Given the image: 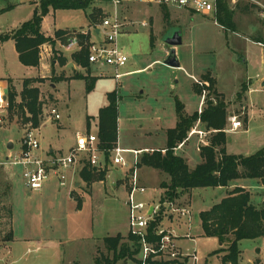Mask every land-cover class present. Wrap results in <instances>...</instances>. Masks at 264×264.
Returning <instances> with one entry per match:
<instances>
[{"label": "rangeland", "instance_id": "obj_1", "mask_svg": "<svg viewBox=\"0 0 264 264\" xmlns=\"http://www.w3.org/2000/svg\"><path fill=\"white\" fill-rule=\"evenodd\" d=\"M40 1L0 0V9L11 7L0 14V35L12 34L31 19L40 7ZM226 1L232 18H239L238 25L246 28L253 24L256 26L255 34L264 40V0ZM237 1L249 7L250 11L242 12L236 6ZM102 7L112 9L105 3L93 1L86 10L51 9L44 18L43 33L56 39L55 48L68 58L69 64L73 63V51L65 49V46L74 34L83 32L89 35L90 40L103 38V34L97 37L93 32L94 28L100 27L103 16L109 14ZM98 8L103 15L98 13ZM92 15L97 19L92 21L89 18ZM121 16L124 26L118 44L128 56V61L119 68L120 79L114 77L115 69L110 66L100 68L91 65L89 70L77 66L71 71L69 64L60 66L56 63V73L53 74L52 60L59 54H53L50 44L40 47L39 69L26 67L19 61L13 40H0V80L15 78L11 81L20 94L25 79L34 76L43 78L42 82L34 83L40 88L44 102L42 126L33 129L40 142V149L35 153L47 158L51 148H55L58 155H67L75 145L78 133L90 132V129L98 133L99 110L108 105V93L112 91H116L119 98V136L115 146L125 149L165 147L166 130L177 122L176 98L185 104L186 111L190 113L205 107L207 90L200 95L194 88V83L202 87L203 73L216 80L214 74L218 75V90L226 96L229 117L237 116L243 123L239 130L231 131V122L228 121V152L250 155L264 146V49L259 43L225 31L226 27L217 22L214 14L182 18L170 13L171 17L165 21L164 13L157 5L132 2L121 12ZM58 31L63 34L57 35ZM177 31L181 32L183 43L177 50L181 67L174 68L166 65L164 60L171 48L166 44L167 38ZM243 32L238 29V33L245 34ZM76 72L83 77L98 78L91 92L87 91L85 79H71ZM195 79L198 81L195 82ZM239 92L241 96H238ZM202 100L203 105H200ZM52 108L57 109L60 119L52 118ZM248 111L249 120L245 125ZM2 115L5 122L0 126V169L13 181L14 240L0 241V264H94L95 258L102 253L111 256L104 241L107 236L120 234L124 237L123 241L128 242L129 208L126 201L130 169L135 166L134 154H123L129 166L117 165L111 169L105 186L108 193L97 192L94 194L96 200L89 199L93 193L91 182L81 181L80 192L77 194L73 190L77 197H81L82 206L78 208L79 199L76 202L71 197L73 184L62 186L59 190L58 180L52 175L41 190L31 191L28 188L22 177V167L12 165L9 160L21 155L23 138L27 129L32 128L7 109ZM88 120L90 127H86ZM196 135L178 151L179 155L189 160L190 167L201 161L198 151L201 140ZM211 137L210 133L204 139ZM137 171L140 184L146 187V192L138 194L137 200L160 205L154 215V230L161 227L167 232H174L179 237L183 252L195 251L199 256L198 264H223L221 256L211 255L219 247L218 240L200 237L199 214L219 203L226 196V189L203 188L193 193V201L184 198L175 204L162 205L159 184L168 175L146 166L138 167ZM116 177L123 180V185L117 189L112 184ZM240 180L251 191L252 202L263 205L264 184L257 179ZM181 208L189 209L191 215L186 217L176 210ZM169 216L174 219H169ZM177 219L193 223L190 233L185 224H178ZM31 239L42 240L40 248L30 244ZM240 249L242 257L238 264H256L258 258V264H264V242L261 239H244L240 242ZM134 257L138 260V253ZM116 264L137 262L123 258Z\"/></svg>", "mask_w": 264, "mask_h": 264}, {"label": "trees", "instance_id": "obj_2", "mask_svg": "<svg viewBox=\"0 0 264 264\" xmlns=\"http://www.w3.org/2000/svg\"><path fill=\"white\" fill-rule=\"evenodd\" d=\"M92 0H41L40 7L34 11L31 19L25 21L7 36L0 35L2 42L13 40L18 52V58L22 65L38 67L40 65V47L50 44L54 56L52 60V72L56 73V63L60 66L68 65V58L59 53L55 48L56 39L43 33L42 26L44 18L50 10H86ZM11 7L0 9V14ZM98 13L103 15L98 8ZM229 12V13H228ZM225 14V15H224ZM232 13L223 0L217 2V22L234 30ZM169 13H164L165 21L169 19ZM104 17V16H103ZM92 19L96 17L89 16ZM94 20V21H95ZM63 33L58 31L57 35ZM82 48L71 54L75 65L89 70L92 65L89 62V48L86 42L90 40L89 35L79 33ZM71 79H85L86 88L91 92L98 78H87L76 72ZM201 86L194 84L195 92L202 94L207 90L206 105L201 111L189 114L185 110V104L176 98L177 123L174 128H169L167 134V145L164 149L144 152L138 166H148L161 170L168 175V180L160 185L163 193L161 204H175L178 200L187 196L188 198L196 189L228 187L233 180L257 179L264 183V146L250 155L232 154L227 151V131L229 114L224 93L217 88V80L209 74L202 77ZM43 81V78H27L24 80L23 89L18 94L10 89L8 94V111L15 114L16 118L23 119L32 129L41 127L44 119V102L41 99V91L34 83ZM243 89L247 90L244 85ZM20 100L18 101V97ZM241 96V93H238ZM118 94L116 91L108 93V105L101 108L98 114V138L101 148L106 150L115 147L118 140L119 111ZM248 122V117L245 118ZM204 125L207 131H211L212 137L207 145H202L199 153L201 162L191 168L188 160L176 153V148L184 143L194 127L198 124ZM90 127V120H88ZM31 129H27L29 131ZM86 180L90 183L95 180H104L107 170L96 171L89 163L84 161L82 170ZM204 235L216 237L225 247L214 251V254H223V264H238L241 260L242 250L240 242L244 239L264 240V204L255 205L252 202V193L244 187L237 186L230 190L227 195L210 209L203 210L199 214ZM14 205H13V183L0 169V241L10 242L14 240L13 230ZM157 218L160 219V216ZM156 222L150 227V235L153 239L160 236L153 234ZM128 242L123 241L122 235L107 236L104 241L108 254L102 253L95 258L94 264H116L123 258H130L136 262L135 255L139 253L140 244L134 235L129 234ZM152 264H170L153 262Z\"/></svg>", "mask_w": 264, "mask_h": 264}, {"label": "built area", "instance_id": "obj_3", "mask_svg": "<svg viewBox=\"0 0 264 264\" xmlns=\"http://www.w3.org/2000/svg\"><path fill=\"white\" fill-rule=\"evenodd\" d=\"M105 3L112 7L111 10L103 7L107 14L102 19L100 27L93 29L97 37L103 34L102 39H91L86 42L89 48V62L96 67H113L114 77L120 79L122 74L119 73V68L123 67L127 61L128 56L123 52L118 44V37L123 30V19L121 12L126 10L129 3H147L156 4L161 7L169 9L190 10L194 13L209 15L216 11V4L218 0H92ZM264 9V6H263ZM145 24V23H144ZM146 25V24H145ZM83 33V32H82ZM264 47V44L259 43ZM79 39V34H74L68 41L65 49L73 52L82 48ZM8 107V100L4 87L0 84V124L3 123V113ZM53 119H60L61 115L57 109H51ZM231 122V131H237L243 127L241 120L237 116L229 117ZM200 123L195 126V132L200 136V144L198 150L202 145L209 143L205 136L211 131H203L197 129ZM226 129V131H230ZM193 131V130H192ZM31 129L26 132L23 138V150L20 156L10 157L9 163L22 167V177L26 185L31 191H39L43 188L44 183L54 174L60 178V184L63 186L66 183V176L64 171L76 166L77 164H84L86 160L89 165L96 171H104L111 167L120 165L128 167L129 163L124 158V153L131 152L134 154L135 166L130 169V184L127 194V205L129 208V230L132 235L137 237L140 250L138 253L137 264H152L153 262L170 264H198L199 256L194 252L185 253L180 248L178 243V236L173 232H167L164 228L154 230L153 234L160 236L158 239L151 238L150 227L155 221L154 215L158 212L160 205H150L137 200L138 194L146 192V187L140 184L138 177V164L140 161L139 150L124 149L119 145L112 149L106 150L101 148L98 133L86 132L78 133L76 136V143L70 149L67 155H58L55 157L43 158L35 153L40 149V142L33 134ZM184 216L189 217L191 212L189 209H176ZM192 260V263H191ZM231 264V263H229Z\"/></svg>", "mask_w": 264, "mask_h": 264}, {"label": "crops", "instance_id": "obj_4", "mask_svg": "<svg viewBox=\"0 0 264 264\" xmlns=\"http://www.w3.org/2000/svg\"><path fill=\"white\" fill-rule=\"evenodd\" d=\"M235 1V0H234ZM218 2V1H217ZM223 2L225 3V4H227V2L228 1H226V0H223ZM238 3L236 4V6L239 8V9H241L242 10V12H247V11H250V9H249V7L247 8V7H245L244 5H243V3L240 1H237ZM247 3V2H246ZM147 4V3H146ZM150 5H156V4H150ZM158 7H160V9L162 10V12L163 13H169V15H170V13H176L177 15H179L180 17H185V16H187V15H189V16H193V15H195V14H198V13H194V12H192V11H190V10H180V9H169V8H166V7H161V6H159V5H157ZM228 7V6H227ZM103 8V7H102ZM174 11V12H173ZM212 15L214 14V16H215V18H217V4H216V11H214L213 13H211ZM211 14H209V15H211ZM203 15V14H202ZM209 15H203V16H209ZM225 15V14H224ZM169 17H171V16H169ZM232 21H233V23H234V26H235V29L234 30H229L228 28H226L225 29V31H227V32H232V33H234V34H236V35H238V36H241V37H243V38H245V39H249V40H252V41H254L255 43H264V40H261V39H259L258 38V36L255 34V32H256V29H255V27L256 26H254L253 24H250V25H248V27H246V28H243V26H239L238 24H239V18H232ZM147 24L146 22H143V24ZM239 27V28H238ZM228 29V30H227ZM238 29H241V30H243L244 32L243 33H245V34H240V33H238ZM180 34H181V32H180ZM181 38H182V43H183V36H182V34H181ZM14 42V41H13ZM167 44V43H166ZM14 45H15V42H14ZM167 45H169V44H167ZM182 45V44H181ZM260 45V44H259ZM169 46H171V45H169ZM180 46V45H179ZM261 46V45H260ZM171 48H172V46H171ZM170 48V49H171ZM16 49V48H15ZM177 50H178V47L176 48ZM231 49H233V48H231ZM262 49H264V47L262 46ZM170 51V50H169ZM169 51H168V53H169ZM16 52H17V50H16ZM168 53H167V55H166V57L168 56ZM17 56H18V52H17ZM166 59V58H165ZM180 61V60H179ZM40 64H41V60H40ZM69 64V63H68ZM180 64H181V62H180ZM24 66V65H23ZM26 67H30V66H26ZM41 67V65H39L38 67H33V68H37V69H39ZM68 67L71 69V71H74V69L76 70V68H77V65H75V63H70L69 65H68ZM74 67V68H73ZM80 67V66H79ZM181 67V66H180ZM208 72H211V71H208ZM206 73H203V74H201V77H203L204 75H205ZM214 74V73H213ZM215 76H217V88H219L218 87V75L217 74H214ZM30 78H37V76H34V77H30ZM11 79H13V80H16L15 78H4V79H1L0 80V84L4 87V89H5V92H6V96H7V100H8V94H9V91H10V89L12 90V89H14L15 90V87H14V85H13V83H12V81H11ZM198 81V79L196 80L195 79V82H197ZM24 83V82H23ZM195 84V83H194ZM263 84V83H262ZM22 89H23V86H22ZM22 89H21V91H22ZM249 89V88H248ZM219 91L220 92H222L220 89H219ZM249 91V90H248ZM247 91V92H248ZM223 93V92H222ZM247 96V95H246ZM203 99V98H202ZM247 99V98H246ZM19 101V100H18ZM8 104H9V100H8ZM200 105H203V100H202V103L200 102ZM185 110H186V107H185ZM202 109H200V110H198V111H201ZM7 111H8V109H7ZM9 112V111H8ZM187 112V111H186ZM187 113H189V114H192V113H190V112H187ZM194 113V112H193ZM13 114V113H12ZM13 116H15V114H13ZM248 120H249V111H248ZM5 122V120L3 121V123ZM177 123V122H176ZM248 123V122H247ZM247 123H245V125L247 124ZM2 124V123H1ZM0 124V126H2ZM231 124V123H230ZM42 126V125H41ZM175 126H176V124H175ZM174 126V127H175ZM86 127H88V126H86ZM174 127H172V128H174ZM169 129V128H168ZM167 129V130H168ZM197 129H199V130H203V131H205L206 130V128L204 127V125H202V124H199V126L197 127ZM167 130H166V132H167ZM90 132H91V129H90ZM98 132V131H97ZM197 133L195 132V127H194V129H193V131L190 133V135H189V137H188V139L184 142V143H182V144H180L177 148H176V153L177 154H179L178 153V151H179V149H182L185 145H186V143L193 137V136H195ZM119 136V135H118ZM198 138H200V136H199V134L198 135H196ZM73 147V146H72ZM71 147V148H72ZM166 147V146H165ZM165 147H162V148H145V149H140V148H138V149H134V150H141V154H143L144 152H149V151H153V150H155V149H164ZM125 149V148H124ZM127 149V148H126ZM144 151V152H143ZM199 151V150H198ZM228 151V150H227ZM57 151H56V149L55 148H51V150H50V152H49V154L46 156V157H55V156H58V154L56 153ZM40 156H42V154H39ZM140 158H141V155H140ZM201 158V157H200ZM187 159V158H186ZM188 160V159H187ZM201 162V161H200ZM199 162V163H200ZM188 163H189V160H188ZM198 163V164H199ZM190 165V164H189ZM142 167H144V166H141V167H139V168H142ZM146 167H148V166H146ZM83 168H84V164H77L76 166H74V167H71V168H69V169H67L66 171H64V173L63 174H65V176H66V183H65V185H63V186H66L67 184H73V187H71L70 188V191H71V197L77 202V200L79 199V202H77L78 204H77V207L78 208H80L81 206H82V203H81V197H77V192H80V189H81V186H82V184H83V182H81V181H84V182H86L87 180H86V176L83 174V172H82V170H83ZM113 167H111V168H109V169H107V175H106V178L104 179V180H95V181H93V182H91V184L93 185V193H92V195H90L89 196V199L91 198V200H93V198H94V194H97V192H105L106 191V185H107V178L109 177V173H110V171H111V169H112ZM191 168H194V167H191ZM79 170H80V172H79ZM52 176H54L57 180H58V184H59V190H61V187H62V185L60 184V178L58 177V176H56V175H54V174H52ZM81 178V179H80ZM169 178H166V179H164L163 181H167ZM163 181H161L160 182V184H159V186L161 185V183L163 182ZM259 181V180H258ZM113 183V186H114V188H119V186H122L123 185V180L122 179H120V178H115V179H113V181H112ZM260 182V181H259ZM12 183H13V181H12ZM262 184H264L263 182H261ZM237 186H240V187H244V188H246V189H248V187H247V185H245V184H243V183H241V180L240 179H237V180H233L231 183H230V185L228 186V187H222V188H224V189H226V195H227V193L230 191V190H232V189H234L235 187H237ZM161 188V187H160ZM76 190V193L77 194H75V193H73V190ZM162 190V189H161ZM249 190V189H248ZM199 191H201V189H199L198 191H194L195 193H197V192H199ZM107 192V191H106ZM108 193V192H107ZM162 193H163V190H162ZM192 196H193V194L191 195V197L190 198H188L187 196H185V197H183L182 199H184V198H186V199H189V200H191V201H193L192 200ZM225 197V196H224ZM78 198V199H77ZM95 199V198H94ZM181 199V200H182ZM96 200V199H95ZM98 200V199H97ZM181 200H178L177 202H179V201H181ZM192 204V203H191ZM169 208H172V207H169ZM171 216H169V219H171L170 218ZM172 219H174V217L172 218ZM171 219V220H172ZM177 222H178V224H180V225H182V224H185L187 227H188V229H189V233H190V229H192V224H188L189 222L187 221V219H183V220H178L177 219ZM189 227H191V228H189ZM201 227H202V225H201ZM129 231V230H128ZM200 237H203V238H214V239H217L218 240V245H219V247H218V249H220L221 247H223V243L221 242V241H219V239L218 238H216V237H207V236H205L204 235V232H203V229H202V232H201V234H200ZM261 240H262V242H264V240L262 239V238H260ZM256 240H259V239H256ZM42 240H34V239H31L30 240V244H32V245H37V249L38 248H40V246L42 245ZM178 243H179V246H180V248L183 250V248H182V246H181V244H180V241H179V237H178ZM59 247V246H58ZM224 247H225V245H224ZM217 249V250H218ZM214 251H216V250H214ZM214 251H212V253L214 252ZM214 255H219V256H221V258L223 257V254L222 253H220V254H214ZM213 255V256H214ZM211 256V255H210ZM242 257V256H241ZM207 262H208V260H207ZM258 263H260V259L258 258L257 259V261H256V264H258Z\"/></svg>", "mask_w": 264, "mask_h": 264}, {"label": "water", "instance_id": "obj_5", "mask_svg": "<svg viewBox=\"0 0 264 264\" xmlns=\"http://www.w3.org/2000/svg\"><path fill=\"white\" fill-rule=\"evenodd\" d=\"M166 43L171 45L172 48L170 49L168 56L164 60V63L166 65H169V66L174 67V68L180 67L181 64H180L179 58L177 56V49H176L179 45L182 44V38H181L180 31H177L175 34L168 37ZM262 85L264 86V82ZM11 146L12 145H10L9 147H11ZM198 190L199 189H196V191H198Z\"/></svg>", "mask_w": 264, "mask_h": 264}]
</instances>
